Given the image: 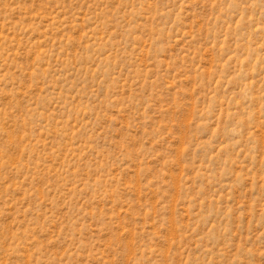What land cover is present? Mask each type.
I'll return each instance as SVG.
<instances>
[{"label": "rangeland", "instance_id": "obj_1", "mask_svg": "<svg viewBox=\"0 0 264 264\" xmlns=\"http://www.w3.org/2000/svg\"><path fill=\"white\" fill-rule=\"evenodd\" d=\"M0 264H264V0H0Z\"/></svg>", "mask_w": 264, "mask_h": 264}]
</instances>
